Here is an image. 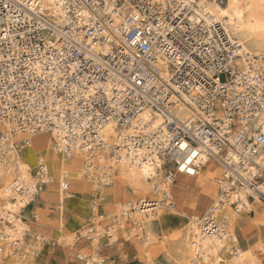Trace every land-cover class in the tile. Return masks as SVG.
<instances>
[{
    "label": "built area",
    "instance_id": "built-area-1",
    "mask_svg": "<svg viewBox=\"0 0 264 264\" xmlns=\"http://www.w3.org/2000/svg\"><path fill=\"white\" fill-rule=\"evenodd\" d=\"M239 47L222 23L208 22L181 0H0V152L15 145L1 130L10 124L25 134L63 131L65 153L79 148L95 158L96 150L110 147L102 132L107 123L114 121L120 138L150 111L163 117L160 131L126 133L116 149L146 145L174 181L177 167L188 173L199 167L192 156L209 142L216 149L209 155L227 171L223 201L239 209L241 201H229L232 193L264 182V165L254 162L264 152V133L253 123L256 134L248 131L264 109V67L240 55ZM182 94L199 111L196 119L175 113ZM46 177L41 164L29 181L18 179V198L11 201L33 202ZM159 204L143 201L140 209L155 214ZM135 211L133 204L123 210L128 222ZM0 222L10 223L2 216ZM201 222L205 233L219 230L212 212ZM25 232L29 237L11 244L13 264L27 261L26 247L32 255L41 250L35 235L33 245L21 244L32 236ZM128 234L139 236L131 228ZM77 259L88 263L81 254Z\"/></svg>",
    "mask_w": 264,
    "mask_h": 264
},
{
    "label": "bare ground",
    "instance_id": "bare-ground-1",
    "mask_svg": "<svg viewBox=\"0 0 264 264\" xmlns=\"http://www.w3.org/2000/svg\"><path fill=\"white\" fill-rule=\"evenodd\" d=\"M181 1L192 5L194 11L208 22L222 23L232 40L239 43L240 55L245 56L246 53L254 65L264 67V0ZM259 59H262L261 64ZM238 62L241 63L240 60ZM163 63L164 61H160V64ZM178 101L175 113L181 119H196L200 116L199 111L192 108L187 95L182 94ZM163 120L160 115L153 117L150 111H144L133 120L132 127L126 133H133V136L152 135L160 131ZM252 123L259 132L264 133V109L258 110L256 117L251 118L252 126L248 131L250 134H256L252 130ZM1 130L13 136L10 139L15 145L7 147L3 155L0 152V216L11 223L0 222V237H2L0 264H13V257L8 255L14 249L11 244L15 245L16 242L29 237L26 230L31 229L32 236L28 242L25 240L20 243L25 247L27 244L33 245L35 235L39 240L37 247L42 248L43 243L49 238L42 232L45 226L56 227L59 231L57 236L63 241L67 240L70 245L78 241L92 244L91 254L80 252L87 264H106L104 255L100 253V244L106 242L112 245V242L116 241L117 230H121L120 232L132 242L134 259L139 263L147 260L146 264H157L152 256L164 248L166 262L172 261L175 262L174 264H264V211L258 213L255 220L253 216H249L254 210V202L261 201L259 194H264V182L259 183L256 189H249V186L238 187L237 191L232 193L229 201H241L238 205L239 209L224 202L225 197L222 194L226 187L227 171L224 164L209 155L211 149L216 151L209 142L206 144L201 142L192 156L191 160L199 163L197 169L190 167L191 173L181 172L178 167L176 169V173L186 174V179L182 180L177 189L181 198L189 188L200 189L197 201L189 205L190 212H196L203 202L210 201L206 213L196 216L190 215L189 211L185 210V205L176 207L172 186H175L177 176L175 174L174 181L168 179L162 164L163 160L153 149L146 145L141 146L137 142H133V147L122 146L121 149H116V145L122 144L126 133L123 132L124 134L119 138L120 132L114 121L107 123L102 130L103 137L110 147L100 153L96 150L95 158L91 157V152L79 148L74 152L65 153L62 139L65 133L60 130L54 133L38 131L25 134L16 131L10 124L4 125ZM13 130L16 133H11ZM27 138L28 144L24 143ZM197 156L198 159H194ZM254 162L263 166L264 152L256 156ZM41 164L45 166L46 178L49 182L46 189L31 203L20 199L16 201L17 203L12 202V198H18L15 193V182L18 179L29 181ZM250 172L255 174L256 168L251 169ZM65 183L68 184L67 189L64 188ZM92 186L97 188L98 194L107 190V193L116 199L123 196L128 198V201L113 204L108 208L109 211L103 214L104 218L114 219L106 228L101 221H98L90 223L86 230L82 228L77 233L64 235L65 205L77 195L84 196ZM69 189L71 191L66 192ZM143 201H159L156 213L145 215V211L142 212L140 209ZM130 204H133L136 211L133 212V221L128 222L123 216V210L125 211ZM54 205L58 206L54 219L56 221L39 219L38 214L35 219H31L28 215L34 206L43 208L47 212ZM93 207H98L97 201L93 203ZM166 208H172L173 213H167ZM14 212L16 214H13ZM209 212H212L219 226V230L213 234L205 233L201 229V221ZM25 219L27 221H24ZM156 220L160 221L164 233L168 231L169 226L174 227L170 239L166 235L163 240L159 239L155 229ZM133 222L136 226H133ZM33 226L38 230H34ZM130 228L139 236L136 238L130 236L133 237L130 238L128 236ZM238 229H242L244 233L255 230L254 238L249 240L247 245H242L241 232ZM82 234L91 239L90 242L77 240L76 237ZM50 240L56 243L53 237H50ZM157 243L160 246H156ZM152 245L155 246L148 250ZM26 250L30 255L22 264H30L40 253L32 255L29 248L26 247Z\"/></svg>",
    "mask_w": 264,
    "mask_h": 264
},
{
    "label": "rangeland",
    "instance_id": "rangeland-1",
    "mask_svg": "<svg viewBox=\"0 0 264 264\" xmlns=\"http://www.w3.org/2000/svg\"><path fill=\"white\" fill-rule=\"evenodd\" d=\"M217 164L222 167V165H220L218 162ZM175 174L177 177H176V181L174 182L175 186H172V189L174 195L173 201L175 202L176 207H181V206L183 207L185 205L186 206L185 210L187 212L189 211L190 215L202 216L204 213H206L210 205V201L206 200L205 202H203L196 212L195 211L190 212L189 205L197 201L200 194V189L189 188L185 191L184 197L181 198L179 193H177L178 191L177 189L180 187L182 180L186 179V174L185 173L182 174L175 173ZM96 189H97L96 187L92 186L91 190L88 191L84 196L77 195L76 197L68 201V203L65 205V210H64L65 227L63 229L64 235L69 236V234L75 232L77 233L81 231L83 227L85 226L87 227L90 223H95L98 221H101L103 227L106 228V226H109L111 222L114 221V219L112 220V218L109 217L104 218L103 214L108 212L109 211L108 208L110 206H113V204L117 202L123 203L124 201H128V198L123 196H120L119 198L116 199L110 193H107V190H105L101 194H98ZM69 191L71 190L69 189L66 192ZM259 196L261 198V201L254 202L253 204L255 206L254 210L252 211V213H249V216H253L254 220L256 219L258 213H262L264 211V194H259ZM96 201L98 202V207L94 208L93 203ZM56 210H58L57 205H54L52 209H50V211L47 212H45L46 210L44 211L43 208L42 209L38 208L37 212L40 214L39 219L46 218L56 221L54 220L56 219L55 218L56 216L55 214H57ZM166 210L167 213H173L172 208H166ZM43 213L45 214V217ZM91 217H93V219ZM90 218L92 220H90ZM107 218L109 219L107 220ZM31 219H35V217H31ZM250 223L252 224V222ZM169 227L170 228H168V231L164 233L162 231L160 221L159 220L155 221V229L157 231V234L159 235L160 240H163L164 237L166 236L169 237L168 239L171 238L170 234H172L174 227L173 226H169ZM33 228L36 231L38 230L35 228V226H33ZM238 230L239 232H241L240 242L242 241L241 242L242 245H247L249 240L254 238L255 230L246 231V233H244L242 229H238ZM120 231L117 230V238L116 241L112 242L113 243L112 245H109L106 242L100 244V253L104 255L106 264H146L147 260H144L145 262L143 261L142 263H139L138 260L134 259L135 257L133 254V244ZM42 232L45 235H47L49 238L47 241L43 243L38 258H36V260L31 261L30 264H86L85 262L77 259V254H80V252L91 254L92 248L90 247V244L88 242L80 243L81 241H78L70 245L67 240L63 241L57 236L59 234V231L57 230L56 227L52 228L50 226H45ZM50 237H53L56 240V243L52 242V240H50ZM83 240L84 239H82V241ZM159 243H157L156 246H160L158 245ZM153 246L155 245L149 246L148 250H150L151 247ZM152 259L155 260L157 264L175 263L172 261L166 262V255L164 248L161 249L157 254L153 255Z\"/></svg>",
    "mask_w": 264,
    "mask_h": 264
},
{
    "label": "crops",
    "instance_id": "crops-1",
    "mask_svg": "<svg viewBox=\"0 0 264 264\" xmlns=\"http://www.w3.org/2000/svg\"><path fill=\"white\" fill-rule=\"evenodd\" d=\"M37 209H38V206H34V208H32L30 211H29V213H28V215L29 216H31V217H33V214H35V215H39L37 218H40V214L37 212Z\"/></svg>",
    "mask_w": 264,
    "mask_h": 264
}]
</instances>
